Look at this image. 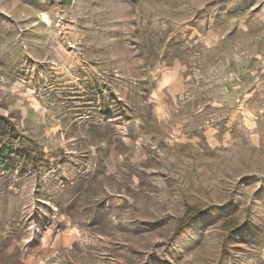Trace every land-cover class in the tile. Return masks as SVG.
<instances>
[{
	"label": "rangeland",
	"instance_id": "374dc122",
	"mask_svg": "<svg viewBox=\"0 0 264 264\" xmlns=\"http://www.w3.org/2000/svg\"><path fill=\"white\" fill-rule=\"evenodd\" d=\"M0 264H264V0H0Z\"/></svg>",
	"mask_w": 264,
	"mask_h": 264
}]
</instances>
